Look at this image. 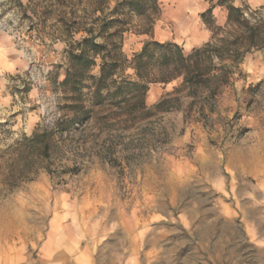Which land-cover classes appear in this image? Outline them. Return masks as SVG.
<instances>
[{
  "label": "rangeland",
  "instance_id": "374dc122",
  "mask_svg": "<svg viewBox=\"0 0 264 264\" xmlns=\"http://www.w3.org/2000/svg\"><path fill=\"white\" fill-rule=\"evenodd\" d=\"M209 1L193 12L189 0H159L152 35L128 17L124 54L131 60L149 39L180 36L187 54L233 40L242 27L228 22L229 5L250 24L264 20V2ZM99 2L0 0V32L21 58L17 71L0 74V264L55 263L64 253L71 264L88 255L92 264H264L242 215L264 214V48L246 54L213 109L182 96L156 110L176 79L150 85L154 114L145 120L93 118L61 131L69 44L117 4ZM210 8L219 29L202 18ZM198 25L210 33L191 46L186 34ZM126 74L135 78L132 68Z\"/></svg>",
  "mask_w": 264,
  "mask_h": 264
},
{
  "label": "trees",
  "instance_id": "16d2710c",
  "mask_svg": "<svg viewBox=\"0 0 264 264\" xmlns=\"http://www.w3.org/2000/svg\"><path fill=\"white\" fill-rule=\"evenodd\" d=\"M106 1L100 0L99 5ZM160 10L159 0H117L112 18H96L84 28L86 35L70 42L65 78L59 83L65 101L62 108L66 111L58 119L59 130L93 118L105 123L112 118L124 125L136 124L154 114L146 102L150 85L176 79H181V83L173 96L159 101L156 110L176 107L175 102L182 96L202 102V107L208 103L213 109V102L230 77L235 73L242 75L239 64L246 54L253 48H264V20L250 24L241 8L229 5L228 22L242 27L241 34L233 40L208 42L187 54L178 43L149 39L129 60L122 49L128 17L135 16L143 22L139 33L152 35ZM202 18L211 29H219L214 24L212 8L203 12ZM96 66L97 75L92 73ZM128 68L133 69L134 79L126 74ZM104 111L108 112L102 114ZM49 148V142H44L45 153Z\"/></svg>",
  "mask_w": 264,
  "mask_h": 264
},
{
  "label": "crops",
  "instance_id": "0c3cea01",
  "mask_svg": "<svg viewBox=\"0 0 264 264\" xmlns=\"http://www.w3.org/2000/svg\"><path fill=\"white\" fill-rule=\"evenodd\" d=\"M252 3H263L264 0H251ZM189 10L193 12H200L202 10L207 9L210 7V1L209 0H189L188 2ZM220 8V7H219ZM217 9V8H216ZM215 9V11H216ZM209 31L206 30L204 27L198 25L197 29H190L188 34L189 40L188 44L195 45L200 44L204 40L207 39L209 36ZM177 43L181 44L182 37H178L176 39ZM21 65V58L19 56V53L14 49V41L13 38L9 34H5L3 32H0V74L1 73H14L17 71L18 66ZM256 188H254V192L256 193ZM250 199V198H249ZM256 201V200H255ZM253 201V205L256 204V202ZM258 206V205H257ZM252 207L248 208V212L243 213V219L245 220V226L248 229V234L251 235V239L256 241L257 245L260 248L264 247V231H262V225L264 224V214L262 215H254L251 213ZM237 212V211H236ZM62 248L59 243V249ZM66 249V248H62ZM67 253V252H66ZM62 256V258H61ZM26 258H29V256H26ZM59 259L55 263H43V264H71L69 262L70 255L69 254H61L57 256ZM28 262L25 261L22 262H14V263H6V264H42L39 262L30 261L27 259ZM81 264V263H79ZM83 264H92L90 260V256L88 255V260Z\"/></svg>",
  "mask_w": 264,
  "mask_h": 264
}]
</instances>
